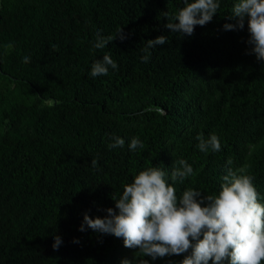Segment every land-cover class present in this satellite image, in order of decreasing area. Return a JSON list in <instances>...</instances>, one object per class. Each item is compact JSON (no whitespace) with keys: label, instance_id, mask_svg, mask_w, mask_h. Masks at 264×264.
Wrapping results in <instances>:
<instances>
[{"label":"trees","instance_id":"trees-1","mask_svg":"<svg viewBox=\"0 0 264 264\" xmlns=\"http://www.w3.org/2000/svg\"><path fill=\"white\" fill-rule=\"evenodd\" d=\"M236 2L219 0L187 36L165 27L184 0H0V264H181L189 253L152 260L122 238L79 231L84 214L114 209L140 171L170 174L180 159L195 175L175 184L178 197L218 195L228 168L247 166L264 203V61L247 43V18L224 29L237 24ZM118 28L123 42L94 47L97 32ZM161 35L168 42L142 63ZM106 54L118 68L92 77ZM200 134H215L221 150L199 151ZM113 136L122 148L109 147ZM134 137L143 148L129 149Z\"/></svg>","mask_w":264,"mask_h":264},{"label":"clouds","instance_id":"clouds-1","mask_svg":"<svg viewBox=\"0 0 264 264\" xmlns=\"http://www.w3.org/2000/svg\"><path fill=\"white\" fill-rule=\"evenodd\" d=\"M185 7L180 9L172 21L165 25L171 32L187 36L194 34L196 26H205L213 20L220 8L219 0H184ZM168 16V13H165ZM238 18L237 24H225V30H242L247 18L251 52L257 59L264 61V0H237L229 17ZM123 42L127 37L123 29L118 28L116 35L102 36L97 32L96 49H103L117 39ZM167 37L161 35L147 41L143 49L146 55L142 63L150 59V49L163 46ZM10 43L5 47L11 48ZM28 64L31 58L23 57ZM109 68L117 69V63L110 54L97 60L91 69V76L107 75ZM110 148H122L125 140L113 136ZM198 149L207 153L221 150V143L215 134L208 139L200 134ZM139 137L132 138L129 149L143 148ZM93 159L91 165L97 166ZM179 167L169 174L165 167L152 166L140 171L133 182L124 186L122 195L115 200V208H108L104 218H90L84 214L79 231L87 228L95 232L122 238L125 248L139 249L145 257L152 260L166 256H179L189 253L181 264H262L264 261V203L253 183L254 177L246 168L235 171L228 168L222 177L220 191L214 195H205L194 188H188L177 196L175 184L183 183L195 175L194 169L186 160L180 159ZM232 161H228L231 165ZM171 181V182H170ZM53 250L62 244L59 236L54 237ZM74 243H79L74 240ZM121 264H133L125 258ZM141 264H148L147 260Z\"/></svg>","mask_w":264,"mask_h":264}]
</instances>
